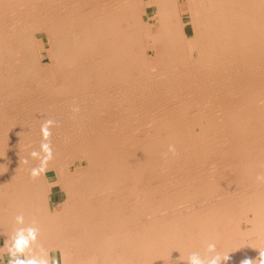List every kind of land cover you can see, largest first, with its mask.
<instances>
[{
  "label": "bare ground",
  "instance_id": "obj_1",
  "mask_svg": "<svg viewBox=\"0 0 264 264\" xmlns=\"http://www.w3.org/2000/svg\"><path fill=\"white\" fill-rule=\"evenodd\" d=\"M181 1L0 0V248L23 213L58 264L259 260L264 0Z\"/></svg>",
  "mask_w": 264,
  "mask_h": 264
},
{
  "label": "clouds",
  "instance_id": "obj_2",
  "mask_svg": "<svg viewBox=\"0 0 264 264\" xmlns=\"http://www.w3.org/2000/svg\"><path fill=\"white\" fill-rule=\"evenodd\" d=\"M72 111L79 112V106L73 107ZM56 125L57 121L45 119L40 126L39 150H33L30 153L32 159L39 161V164L30 170L32 179H38L49 171V162L54 159L52 129ZM168 152L175 154V146L169 145ZM168 152L163 154L165 158ZM24 162L27 163V159ZM256 179L258 182H264V175L258 174ZM14 224L15 227L11 235L5 240L4 246L0 248V258L6 251L7 264H58L55 257L51 255V250L39 243L41 229L34 219L31 222H26L24 214L20 213L14 216ZM182 260L187 264H222V261H229L230 256L219 252L215 241H209L205 245L203 254L200 251H192ZM242 264H264V251H259L258 261L245 259Z\"/></svg>",
  "mask_w": 264,
  "mask_h": 264
},
{
  "label": "rangeland",
  "instance_id": "obj_3",
  "mask_svg": "<svg viewBox=\"0 0 264 264\" xmlns=\"http://www.w3.org/2000/svg\"><path fill=\"white\" fill-rule=\"evenodd\" d=\"M181 2H184V0H182ZM198 129V128H196ZM71 169H73V167H71ZM57 190V191H56ZM60 191L57 189V188H54L53 190V194H52V204L55 202V201H59L61 197H59L60 195ZM59 198V199H58ZM2 242V240H1ZM7 260V253L5 252L4 253V257L0 258V264H3V261H6ZM7 262V261H6Z\"/></svg>",
  "mask_w": 264,
  "mask_h": 264
}]
</instances>
